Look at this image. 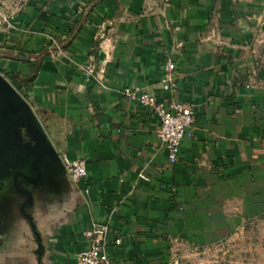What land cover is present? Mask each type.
Segmentation results:
<instances>
[{"label":"crops","instance_id":"0c3cea01","mask_svg":"<svg viewBox=\"0 0 264 264\" xmlns=\"http://www.w3.org/2000/svg\"><path fill=\"white\" fill-rule=\"evenodd\" d=\"M11 9L0 74L18 83L61 163L85 159L87 177L66 174L59 191L25 185L24 206L6 186L0 264H75L100 222L115 264H230L205 253L264 220V0H0ZM167 58L174 98L195 112L174 164L157 116L123 94L164 96ZM87 64L103 86L86 80Z\"/></svg>","mask_w":264,"mask_h":264},{"label":"built area","instance_id":"2783aa9c","mask_svg":"<svg viewBox=\"0 0 264 264\" xmlns=\"http://www.w3.org/2000/svg\"><path fill=\"white\" fill-rule=\"evenodd\" d=\"M16 9L0 11V24L6 29L15 27ZM48 48L51 55L59 57L63 55L62 44L54 37L48 38ZM86 80L94 79L98 85L103 86L102 78L95 73L94 66L87 64L81 67ZM179 74L174 62L167 58L163 63L162 78L160 81L164 96L158 99L155 95L149 94L139 87H124L123 94L127 98L137 102L140 107L148 109L159 120V127L156 130V137L160 142V147L167 155L170 164L178 160V152L181 141L185 137L193 136V124L195 122V112L193 105L183 103L174 97L178 92ZM62 164L65 172L72 183H80L87 177L86 161L83 158L68 159L62 157ZM137 179L149 180L143 172L137 174ZM87 192L88 189L84 188ZM109 227L107 223H92L83 232L86 240V247L76 256L75 264H115L107 252V233ZM120 243L119 239L115 240Z\"/></svg>","mask_w":264,"mask_h":264},{"label":"water","instance_id":"95a60500","mask_svg":"<svg viewBox=\"0 0 264 264\" xmlns=\"http://www.w3.org/2000/svg\"><path fill=\"white\" fill-rule=\"evenodd\" d=\"M100 57L103 53L100 52ZM24 129L27 141L21 132ZM66 172L57 153L50 146L29 104L16 88L0 74V193L11 186L26 196L25 185L61 190Z\"/></svg>","mask_w":264,"mask_h":264},{"label":"rangeland","instance_id":"374dc122","mask_svg":"<svg viewBox=\"0 0 264 264\" xmlns=\"http://www.w3.org/2000/svg\"><path fill=\"white\" fill-rule=\"evenodd\" d=\"M6 79L19 90L10 78ZM205 260L264 264V220L250 223L231 238L210 247L205 253Z\"/></svg>","mask_w":264,"mask_h":264},{"label":"flooded vegetation","instance_id":"af4514ba","mask_svg":"<svg viewBox=\"0 0 264 264\" xmlns=\"http://www.w3.org/2000/svg\"><path fill=\"white\" fill-rule=\"evenodd\" d=\"M25 134L26 133H25V131L23 129L22 132H21V135H22V138L24 139V142L27 141V139H28L27 137H25Z\"/></svg>","mask_w":264,"mask_h":264},{"label":"trees","instance_id":"16d2710c","mask_svg":"<svg viewBox=\"0 0 264 264\" xmlns=\"http://www.w3.org/2000/svg\"><path fill=\"white\" fill-rule=\"evenodd\" d=\"M9 76H10V78H11V75H9ZM13 81H14V84H15V85H18V83H17L15 80H13Z\"/></svg>","mask_w":264,"mask_h":264}]
</instances>
